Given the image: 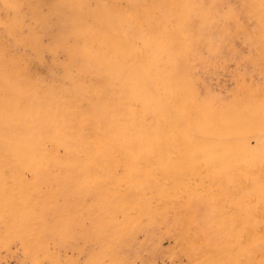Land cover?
I'll return each instance as SVG.
<instances>
[{
  "label": "rangeland",
  "instance_id": "1",
  "mask_svg": "<svg viewBox=\"0 0 264 264\" xmlns=\"http://www.w3.org/2000/svg\"><path fill=\"white\" fill-rule=\"evenodd\" d=\"M0 264H264V0H0Z\"/></svg>",
  "mask_w": 264,
  "mask_h": 264
}]
</instances>
